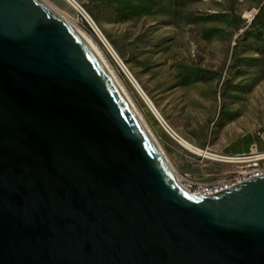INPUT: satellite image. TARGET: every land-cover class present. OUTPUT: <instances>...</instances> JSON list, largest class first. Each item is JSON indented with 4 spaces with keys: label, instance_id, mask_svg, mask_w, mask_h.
<instances>
[{
    "label": "water",
    "instance_id": "obj_1",
    "mask_svg": "<svg viewBox=\"0 0 264 264\" xmlns=\"http://www.w3.org/2000/svg\"><path fill=\"white\" fill-rule=\"evenodd\" d=\"M0 264H264V174L187 191L82 35L0 0Z\"/></svg>",
    "mask_w": 264,
    "mask_h": 264
},
{
    "label": "rangeland",
    "instance_id": "obj_2",
    "mask_svg": "<svg viewBox=\"0 0 264 264\" xmlns=\"http://www.w3.org/2000/svg\"><path fill=\"white\" fill-rule=\"evenodd\" d=\"M48 1L99 44L181 184L226 179L242 163L220 156L264 151V0H76L139 92L74 9Z\"/></svg>",
    "mask_w": 264,
    "mask_h": 264
},
{
    "label": "built area",
    "instance_id": "obj_3",
    "mask_svg": "<svg viewBox=\"0 0 264 264\" xmlns=\"http://www.w3.org/2000/svg\"><path fill=\"white\" fill-rule=\"evenodd\" d=\"M69 1H70V4H72L73 9L76 12L77 16L79 17V19H81V21L87 25L89 29L88 31L92 35H95L97 37L99 42L103 45V47H105L107 52L111 55V57L117 63L118 67L121 69L124 75L129 79L132 85L139 92L138 88L133 83V80L130 79L127 69L121 68V59L118 57L115 50L112 48V46L107 41L105 36L103 34L98 33L96 26L93 25V18L90 16V14L82 7V5L78 3V1L76 0H69ZM146 104L148 105L150 110L153 112L157 120L160 122V124L164 128L162 121L155 114L151 106L147 102ZM167 133L169 134V132ZM170 136L175 138V135H170ZM220 157L227 161L237 160V162L242 163V165L240 166L238 170H236V172L233 175H231L230 177L226 179L219 180L215 183H201V182L186 181V183L184 184L182 183V185L184 186V189H186L189 192L195 193V194L209 195V194L216 193L220 190H223L225 188H228L234 184L240 183L251 177L264 174V151L260 153H255L253 155L244 154V155H239L236 157H232L229 155H222Z\"/></svg>",
    "mask_w": 264,
    "mask_h": 264
},
{
    "label": "bare ground",
    "instance_id": "obj_4",
    "mask_svg": "<svg viewBox=\"0 0 264 264\" xmlns=\"http://www.w3.org/2000/svg\"><path fill=\"white\" fill-rule=\"evenodd\" d=\"M53 13L59 15L64 22H66L67 24H69L72 28H74L76 31H78L82 37L86 40V42L88 43V45L90 46L91 50L93 51V53L95 54V56L97 57L98 61L101 63V65L104 67V69L106 70V72L109 74V76L111 77V79L114 81V83L116 84L117 88L120 90V92L122 93V95L124 96L125 100L127 101V103L130 105V107L132 108V110L134 111L135 115L138 117L139 121L141 122V124L144 126L145 130L147 131V133L149 134V136L151 137L152 141L155 143V145L157 146V148L159 149V151L162 153V150L160 149V147L158 146V144L156 143L155 139L152 137V135L150 134V131L148 130L149 128L146 127V123H144V121L142 120V116L139 114V112L136 110L132 100L130 99V97L127 95L128 93H126V91L124 90L125 88H123L122 84L120 83V81L118 80V77L116 76V74L114 73L112 67L110 66L109 62L107 61L106 57L104 56V53L102 51V49L100 48L99 44L95 41V39L89 34L87 33L85 30H83L82 28L78 27L75 22L74 19H72L70 16H67L65 14H62L61 12H59V8H57L54 4H52L51 2H49L48 0H41ZM72 8V4H70L69 0H65ZM69 1V2H68ZM181 143V140L179 141ZM185 143V141H184ZM182 144V143H181ZM187 144V143H186ZM191 146V145H190ZM192 150L191 152L199 154V155H204L206 154V152L202 149L196 148L194 146H191ZM211 154V153H210ZM164 159L166 160V157L164 155V153H162ZM167 162V160H166ZM168 163V162H167ZM169 165V164H168ZM170 167V165H169ZM170 169L172 170V168L170 167ZM173 171V170H172ZM174 173V171H173ZM175 176V173H174ZM176 178V176H175ZM176 181L180 184V186H182L184 188V186L181 184V182L176 178Z\"/></svg>",
    "mask_w": 264,
    "mask_h": 264
}]
</instances>
